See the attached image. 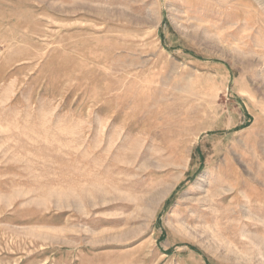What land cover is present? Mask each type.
I'll return each mask as SVG.
<instances>
[{"label": "rangeland", "instance_id": "374dc122", "mask_svg": "<svg viewBox=\"0 0 264 264\" xmlns=\"http://www.w3.org/2000/svg\"><path fill=\"white\" fill-rule=\"evenodd\" d=\"M0 264H264V0H0Z\"/></svg>", "mask_w": 264, "mask_h": 264}]
</instances>
